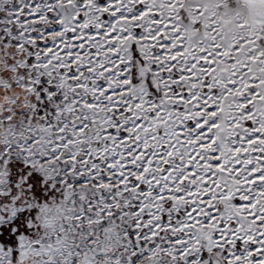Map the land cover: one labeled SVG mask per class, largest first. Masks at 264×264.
<instances>
[{
    "label": "snow or ice",
    "instance_id": "snow-or-ice-1",
    "mask_svg": "<svg viewBox=\"0 0 264 264\" xmlns=\"http://www.w3.org/2000/svg\"><path fill=\"white\" fill-rule=\"evenodd\" d=\"M0 264H264V0H0Z\"/></svg>",
    "mask_w": 264,
    "mask_h": 264
}]
</instances>
